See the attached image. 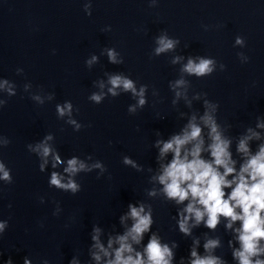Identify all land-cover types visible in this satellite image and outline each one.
<instances>
[{
  "label": "water",
  "instance_id": "1",
  "mask_svg": "<svg viewBox=\"0 0 264 264\" xmlns=\"http://www.w3.org/2000/svg\"><path fill=\"white\" fill-rule=\"evenodd\" d=\"M160 36L178 43L157 55ZM108 50L118 63L109 61ZM189 58L212 59L213 71L200 77L182 71ZM112 75L132 80L137 92L143 87L146 103L139 106V97L122 88L109 93ZM181 79L185 84L174 88ZM0 84V163L11 177L0 179V222H6L0 264H107L119 248L113 242L109 249V239L133 224L131 218L121 222L129 204H143L153 220L141 242L132 244L135 252L143 253L155 234L171 248L172 264H190L195 240L197 253L206 256L205 242L218 239L210 254L238 264L233 250L240 247V221L229 229L220 217L215 229L202 221L190 235L180 231L179 214L189 201L169 200L153 179L172 159L171 153L160 159L156 141L180 134L195 116L207 149L209 129L200 118L211 105L231 141L237 172L246 159L237 145L249 129L259 134L248 142L251 154L258 152L264 144V128L257 127L264 123V0H0ZM100 93V103L90 99ZM66 103L71 115L61 117L57 105ZM48 135L61 162L53 167L49 155L41 171L44 158L32 149ZM73 157L90 170L66 173ZM125 157L136 166L125 164ZM202 157L211 160L208 151ZM96 163L103 170L92 167ZM53 172L79 190L51 185ZM97 228L108 256L94 247Z\"/></svg>",
  "mask_w": 264,
  "mask_h": 264
},
{
  "label": "clouds",
  "instance_id": "2",
  "mask_svg": "<svg viewBox=\"0 0 264 264\" xmlns=\"http://www.w3.org/2000/svg\"><path fill=\"white\" fill-rule=\"evenodd\" d=\"M176 43L178 41L169 39L167 36H160L157 39L158 47L155 52L159 55L172 50ZM236 43L242 44L243 41L237 38ZM107 54L111 63L119 62L114 50H108ZM96 60L97 57L93 56L88 64L91 65ZM179 60L180 57H176L173 63ZM214 63L212 59L199 58V62H196V60L189 58L182 71L200 77L210 74L213 71ZM108 83L111 85L108 91L113 96L117 95L116 89L122 88L124 91H131L139 97V106L146 103L144 99L145 89L142 87L137 92L132 80L121 75H112L109 77ZM4 84H7V81H4ZM184 84L183 79L177 80L173 87H181ZM0 87L3 85L0 84ZM100 87H104L103 83L100 84ZM9 91L11 93V89ZM176 95L179 97L181 93L177 92ZM102 98L103 93L93 94L90 97L96 103H100ZM208 108L209 110L200 118L203 125L209 129L208 136L211 143L208 144L207 149L204 147L202 128L196 123V117L193 116L180 134L171 136L167 141H156L160 159L169 153L172 154V159L167 164L161 165V173L153 179L163 186L161 191L169 200H174L176 204L189 201L179 214L178 226L182 233L190 235L191 228L198 226L202 221L209 229H215L220 222V217L228 220L226 227L229 229H232L234 222L240 221V227L235 229L236 239L240 247L233 250V258L238 261V264H264V259L259 258L264 255V247L260 244L261 240H264V144L260 145L258 152L254 155L251 154L248 142L253 138L259 139V134L252 129L248 130L250 134L240 139L237 145V151L246 158L237 172L236 161L232 159L229 151L231 141L223 136L219 125L211 114L214 111V106L208 105ZM71 109L70 103H66L64 106L57 105V112L61 117L65 114L70 116ZM129 111L134 112L135 107H130ZM69 123L76 124L74 120H69ZM76 127L78 129L80 125L77 124ZM257 127L264 128V123H258ZM51 139V135L46 136L32 149L44 158V163L40 165L41 171L48 163L47 157L49 155L53 157V167L61 162L59 155L54 154L51 146L47 143ZM204 151L209 152L211 160L202 157ZM124 163L131 164L133 167L136 166L128 157L124 158ZM92 167L102 169L100 163H96ZM84 170L90 169L83 161L75 157L67 161V167L64 169L70 176ZM0 173H2L0 179L10 182L11 177L3 163H0ZM229 176H232V179H228ZM63 179L59 173L53 172L50 184L60 189L71 190L73 193L79 190V185L72 179H69L67 183H63ZM225 189H231V191L226 193ZM149 195H155V190L150 191ZM128 207L129 212L126 216L121 217V222L131 218L133 224L123 235L116 237L115 241L109 239V249L113 242L118 243L119 248L114 250L115 258L109 260L107 264H172L173 252L171 248L167 244H162L155 234L150 237L143 253L135 252L132 244L141 242L144 233L150 230L153 220L151 211L145 212L143 204L139 207L129 204ZM190 220H194L191 225L189 224ZM5 226L6 222H0V232L4 230ZM99 231L98 228L94 229L96 233L92 237L96 242L94 247L108 256V249L99 242ZM198 245L199 240H195L191 250L190 264H224V261L219 257L210 254L219 246L218 239H208L205 242L204 249L209 253L206 256H200L197 253L195 246ZM134 252L135 255H133ZM125 253L128 255L125 256ZM93 257L97 261L101 258L98 253H94ZM254 257L256 259H253ZM7 264H11V260ZM25 264H30V262L25 260Z\"/></svg>",
  "mask_w": 264,
  "mask_h": 264
}]
</instances>
